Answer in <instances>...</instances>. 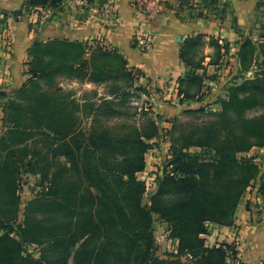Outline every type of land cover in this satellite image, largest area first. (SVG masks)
<instances>
[{
  "label": "trees",
  "instance_id": "16d2710c",
  "mask_svg": "<svg viewBox=\"0 0 264 264\" xmlns=\"http://www.w3.org/2000/svg\"><path fill=\"white\" fill-rule=\"evenodd\" d=\"M64 1L66 0H28L24 4V9L47 6L57 8ZM219 1L202 0L206 8L218 5ZM199 15H204V12H200ZM2 17L3 19L8 17V14L0 15L1 26L4 25L1 22ZM5 26H7L6 21ZM212 45L217 50V57L210 64L223 63L222 55L229 52V44L220 45L213 40ZM239 46L237 53L239 69L249 71L262 68V70L260 73L257 72L253 79L244 80L240 85L230 89L228 99L221 101L220 120L213 123L209 137L198 138L193 132L185 138L172 137L173 161L171 163L178 175H165L160 179L157 191L150 199V205H143L146 184L138 180L137 174L145 170V155L150 149L148 141L159 135V129L153 121L147 125L149 132H141L136 128L130 130L123 141L129 149L125 164L116 174L105 177L84 164L76 165L77 155H80L79 149L77 154L71 142L67 141L70 136L71 138L74 136L72 135L76 123L74 112L69 111L66 106H61L58 100L48 94L34 96L25 104L12 101L13 110L7 120L10 126L2 139L4 147L24 146L21 150L27 156L31 150L27 148L26 143L36 134L42 135L52 149L63 147L67 150L81 180L76 187L67 185L61 190L60 196L50 201L35 200L28 205L26 226L19 227L16 232L22 241L42 242L43 237L48 238L47 235L51 237L49 239L58 241L56 240L58 235L60 234V237L64 235L63 248L68 253L64 257V262L67 263L73 254L77 264H86L90 253L89 239L95 233L105 232L110 224L102 217L97 221L92 218H83L78 204H74L75 194L79 192L82 197L87 196L93 205L97 203L102 206L100 213L112 218L113 223L116 220L127 223L130 221L128 215L124 213V204L130 207L132 214L137 213L141 216L142 231L136 235V239H140L141 243L136 239L127 243L128 259L133 264H182L174 259L163 260L154 256L155 244L151 231L153 216L169 224L170 236L178 240L179 254L194 257L195 264H232L228 262L222 248H207L203 235L208 233L207 222L221 225L232 224L244 192L258 175V166L250 158L238 159L237 154L249 152L253 146L264 145V113L256 118L246 117L247 112H264V42L256 44L247 36L243 38ZM44 47L55 60L54 63L59 60L57 62L59 67L69 68L78 78L86 76L89 65L93 69L91 77L95 74H103L104 71H100L98 59L99 55L106 53H110L118 61L115 64V72L132 77L131 71L127 69L126 60L116 50L106 52L107 50L101 45H97L91 52L90 60H86L83 56L88 47L83 43L56 39L46 42ZM201 47L202 36H198L188 40L181 51L180 56L187 67V72L178 80L182 87L179 94L188 98L194 97L189 89L191 86H199L197 93L203 88V75L196 73L197 70L204 69L203 56L197 58ZM39 53L41 50L38 48H31L32 61L38 58ZM30 72L36 77L44 73V69L37 70L33 65ZM110 103L105 102V105ZM90 106L91 112L102 110L100 104L94 103ZM6 112L9 111L6 110ZM105 112L116 111L109 108ZM92 134L85 141H91L97 150L102 145L114 143L110 138L103 141L96 130H93ZM222 139H225L221 141L224 143L217 144ZM35 144L32 143V147L35 148ZM192 147L202 148V151H209L213 155L210 160H205L203 154L192 153ZM8 158L0 166V264H42L39 260L31 261L23 257L22 243L11 236V233L15 231L12 221L17 217L20 209V199L17 195L20 168L13 157L8 156ZM82 162L86 163L83 160ZM68 181L69 184L73 183ZM51 189V195L58 191L55 185H51ZM91 189H95L97 194H93ZM261 190L264 192V181L260 186ZM37 207H42L44 211L59 213L62 211L67 221L33 223L34 218L29 213L32 209H38ZM84 238L86 239L83 240ZM80 241H83L82 244L73 253L75 245Z\"/></svg>",
  "mask_w": 264,
  "mask_h": 264
},
{
  "label": "rangeland",
  "instance_id": "374dc122",
  "mask_svg": "<svg viewBox=\"0 0 264 264\" xmlns=\"http://www.w3.org/2000/svg\"><path fill=\"white\" fill-rule=\"evenodd\" d=\"M98 2L100 0H87L84 3L75 1L68 3L69 6L66 8L64 7L66 1H64L57 8L47 6L22 9V12L19 11L16 14L17 16L7 13L8 17L1 18L3 20L1 22L4 23V25H0L1 34L11 30L14 21L13 16L28 19L24 22H26V27L28 26L31 33L39 32L48 22L54 20L56 16L58 17L60 12H66L67 10L69 13L77 14L70 20L75 25L76 21L83 18L82 14L86 13L87 8L97 5ZM229 7L218 8L215 5L209 6L208 9L210 11L224 10L227 12ZM0 15H3V13ZM5 21L7 26H5ZM261 24L264 27V22ZM3 39L6 41L7 48H13L9 32L3 36ZM92 42L93 44L84 43L88 47L86 54L83 56L86 60H90L91 52L97 45H101L102 48L107 50L106 52L110 51L103 45V41ZM217 42L222 45L219 40ZM223 44L225 45V43ZM44 45L45 42L38 41L32 45L31 48L41 50L38 58L33 61L31 58L33 55L30 54L31 48L28 50L27 62L22 64L21 74L23 78L20 84L0 86V166L5 159H9L8 156H11L20 168L17 189L20 209L17 217L12 221L15 231L11 233V236L22 243L21 255L31 261L39 260L42 264H77L73 254L67 263L64 262V257L68 254L63 248L64 235L60 237L59 234L56 239L58 241L49 239L51 237L47 235L48 238L43 237L44 241L42 242L25 243L16 233L19 227L26 226L27 207L32 201H50L56 196H60L61 190L67 185L76 187L81 180L77 168L72 163V157L67 154V150L63 147L52 149V146L42 135L36 134L32 140L26 143L27 148L31 150L27 156L21 150L24 146L18 145V148L14 145H11V148L4 147L5 144L2 139L10 126L7 120L13 110L11 102L25 104L34 96L48 94L53 99L58 100L61 106H66L69 111L74 112L76 118L72 132L74 136L73 138L70 136L67 141L71 142L70 144L76 149L77 154L79 149L80 155H77L76 165L84 164L105 177L116 174L125 164L129 149L123 141L127 138L130 130L136 128L141 132H149L147 125L153 121L159 129V135L148 141L150 149L145 155L146 167L144 171L137 174L138 180L146 184L143 205H150V199L156 193L160 179L165 175H178L171 163L173 161L172 137L185 138L192 132L198 138L209 137L213 123L220 120V114L222 113L221 101L228 99L230 89L240 85L244 80L253 79L257 72L260 73L262 68L241 71L238 65L231 60L235 55L232 56L229 52L222 55V59L229 63L210 64L217 57V50L211 43L212 51L203 57L204 61L209 63L204 66V69L196 71L197 74L203 75V88L197 93L199 86H191L189 89L194 97L188 98L179 94L182 88L178 82L179 79L177 81L175 79L165 80V82L159 84L156 77L150 78L139 69L127 67L132 73L131 78L115 72V64L118 61L110 53V55L108 53L99 55L98 65L101 68L100 71H104L103 74H95L91 77L90 74L93 73V69L89 65L86 76L78 78L69 68L59 67L57 65L59 60L54 63L55 60L46 52L48 51L47 48L45 51ZM8 51L6 53L11 55L12 51ZM203 53L205 51L200 48L197 58L202 57ZM63 59L67 61L66 58ZM67 59L70 60L71 58L67 57ZM33 65L37 70L44 69V73L34 77L30 72ZM76 74L78 73L76 72ZM184 75L181 77H184ZM105 102L111 103L105 105ZM94 103L96 105L100 104L101 112H91L90 105ZM109 108L116 112H105ZM6 110L9 112H6ZM263 113L247 112L246 117L256 118ZM93 130L99 133L103 141L110 138L114 143L107 146L102 145L97 150L91 141H85L86 138L93 135ZM223 140L225 139L218 141L217 144L224 143L221 142ZM32 143H36L35 148L32 147ZM202 150L199 147H192L191 152L201 153L205 160H210L213 154ZM244 157L250 158L258 166V175L244 192L238 208H247L252 212L249 221L261 224L264 221L262 217L264 213V192L260 191V186L264 181V145L253 146L249 152L237 154L238 159ZM81 159L86 163H83ZM68 180L73 183L69 184ZM51 185H55L56 189L58 188V191H55L53 195H51ZM91 190L93 194H97L95 189ZM74 198V204H78L83 218H92V220L97 221L102 217L110 224L105 232L95 233L89 239L88 250L90 253L86 264H133L128 259L127 243L135 240L136 235L141 233L143 224L141 216L137 213L132 214L130 207L124 204V213L128 215L130 221L127 223L116 220L113 223L112 218L100 213L102 206L97 203L93 205L87 196L82 197L77 192ZM37 208L32 209L29 213L34 218L33 223L46 224L53 221H67L62 211L59 213L44 211L42 207ZM236 212L230 225H228L229 223L221 225L207 222L208 233L203 237L205 238V244L208 242V245L206 244L207 248H222L228 262L244 264L239 255L241 229L236 225ZM151 222L155 244L154 256L163 260L174 259V261H180L182 264L196 263L194 257L179 254L178 240L170 236L171 232L167 222L156 216L152 217ZM227 228L230 229L229 233L226 232ZM207 235L208 237H206ZM136 240L139 242L140 239ZM82 242L80 241L75 245L73 253L80 247Z\"/></svg>",
  "mask_w": 264,
  "mask_h": 264
},
{
  "label": "crops",
  "instance_id": "0c3cea01",
  "mask_svg": "<svg viewBox=\"0 0 264 264\" xmlns=\"http://www.w3.org/2000/svg\"><path fill=\"white\" fill-rule=\"evenodd\" d=\"M27 1L0 0V14L17 16V12H22ZM75 1L84 3L85 0H66L64 7L68 8V3ZM107 1L115 3L117 13L116 21L108 27L101 25L99 20L102 2L87 8L86 13L82 14L83 18L79 16L75 25L70 20L77 14L67 10L60 12L58 17L34 33L26 27L24 21L28 19L13 16L14 21L8 31L13 48H7L3 39L8 32L1 34L0 30V86L20 84L23 78L22 64L27 62L28 50L37 41L46 43L57 39L83 44L103 41L108 50H116L122 55L128 67L139 69L150 78L156 77L159 84L165 80L177 81L185 74L187 67L180 55L190 39L202 36L201 48L205 51L203 57L212 51L213 40H219L222 45L229 44V53L235 55L231 60L236 65L239 63V43L244 37L249 36L256 44L264 42V27L261 24L264 22V0H220L216 6H230L227 12L210 11L202 0H162L164 14L156 26L152 47L147 52L140 50L134 41L138 26L134 19L132 0H104ZM200 12H204V15H199ZM179 37L181 41H178ZM5 50L12 51V54ZM207 63L209 62L204 61L203 66ZM251 213L243 207L236 212V225L241 229L239 255L244 264H264V221L261 224L252 223L249 221ZM262 217L264 219V213ZM226 232L229 233L230 229L227 228Z\"/></svg>",
  "mask_w": 264,
  "mask_h": 264
},
{
  "label": "built area",
  "instance_id": "2783aa9c",
  "mask_svg": "<svg viewBox=\"0 0 264 264\" xmlns=\"http://www.w3.org/2000/svg\"><path fill=\"white\" fill-rule=\"evenodd\" d=\"M100 2L102 5L99 20L101 25L108 27L117 19L115 3L113 1L104 2V0ZM131 6L138 26L134 41L140 50L147 52L152 47L156 26L164 14V3L162 0H132Z\"/></svg>",
  "mask_w": 264,
  "mask_h": 264
},
{
  "label": "water",
  "instance_id": "95a60500",
  "mask_svg": "<svg viewBox=\"0 0 264 264\" xmlns=\"http://www.w3.org/2000/svg\"><path fill=\"white\" fill-rule=\"evenodd\" d=\"M17 13H18V12H17ZM178 41H181V38H180V37L178 38Z\"/></svg>",
  "mask_w": 264,
  "mask_h": 264
}]
</instances>
